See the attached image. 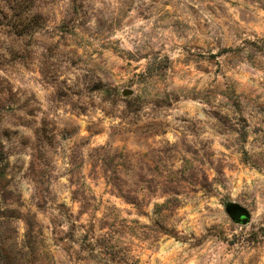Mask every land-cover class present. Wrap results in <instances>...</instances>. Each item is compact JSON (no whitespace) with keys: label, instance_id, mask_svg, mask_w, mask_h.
Here are the masks:
<instances>
[{"label":"rangeland","instance_id":"1","mask_svg":"<svg viewBox=\"0 0 264 264\" xmlns=\"http://www.w3.org/2000/svg\"><path fill=\"white\" fill-rule=\"evenodd\" d=\"M0 148V264H264V0H0Z\"/></svg>","mask_w":264,"mask_h":264},{"label":"water","instance_id":"2","mask_svg":"<svg viewBox=\"0 0 264 264\" xmlns=\"http://www.w3.org/2000/svg\"><path fill=\"white\" fill-rule=\"evenodd\" d=\"M123 95H128L131 93V90L124 89L122 91ZM233 216H235L237 221H240L241 223L245 224L249 220L248 213L245 211H240V209H236L233 213Z\"/></svg>","mask_w":264,"mask_h":264},{"label":"trees","instance_id":"3","mask_svg":"<svg viewBox=\"0 0 264 264\" xmlns=\"http://www.w3.org/2000/svg\"><path fill=\"white\" fill-rule=\"evenodd\" d=\"M2 159H3V156H2V150H1V148H0V161H2Z\"/></svg>","mask_w":264,"mask_h":264}]
</instances>
